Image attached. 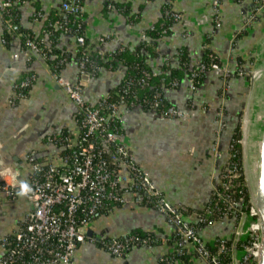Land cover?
<instances>
[{
	"label": "crops",
	"instance_id": "crops-1",
	"mask_svg": "<svg viewBox=\"0 0 264 264\" xmlns=\"http://www.w3.org/2000/svg\"><path fill=\"white\" fill-rule=\"evenodd\" d=\"M62 1L30 0L21 4V26L30 28L33 36H37L41 33L45 14L57 11ZM106 1L86 0L83 5L85 36L91 42L107 36L102 46L106 51L132 47L136 40L142 39L140 36L145 29L157 23L167 24L166 33L158 39L153 55L148 58L149 66L155 73L166 61L174 65L181 47H185L191 63H198L208 49L215 59L226 64L230 73L238 66V58L243 61L236 77L231 73L224 78L216 69H209L195 89L190 88V80L186 77L179 87L165 88L164 97L179 111L177 117H163L140 106L122 105L117 110L119 140L126 145L135 163L150 177L165 200L180 208L202 209L218 182L220 163L223 161V158L214 156L215 144L224 156L230 138L227 126L217 142L216 112L222 108L227 123L240 112L247 78L239 75V71L251 66L259 54L258 50L261 51L264 7L256 12L252 27L242 32L240 29L245 14L241 7L245 4L247 9L255 7L258 0H221L219 27L215 26L211 0H113L125 3L131 9L130 13H135L136 20L128 23L122 15L120 17L115 13L103 16L102 8ZM33 4L43 12L35 13ZM173 14H178L179 18L175 19ZM2 31L0 19V172L5 171L8 178L22 182L31 171L29 156L44 163L62 165L64 150L47 142V136L66 134L76 137L79 132L75 106L57 83V77L61 76L72 84L81 81L84 101L94 105L119 82L124 69H100L97 76L85 81L79 75L78 65L67 61L65 68L55 75L43 59L33 57L28 60L27 51L21 47L18 38L9 44L4 43ZM56 46L74 53L76 39L73 35L61 34ZM24 70L33 72L36 79L26 96L10 105L7 99L11 87L21 78ZM125 184L123 182L122 187ZM125 197L128 202L97 214L90 221L87 229L93 232L92 236L117 238L140 231L152 233L159 238V242L153 246L136 245L124 257L112 256L92 243L78 245L73 254L74 264H195L193 260L177 263L170 258L174 230L159 210L132 202L134 196L130 192L125 193ZM28 211L25 197L17 195L9 198L0 190V237L12 235ZM226 228L230 233L231 224L223 226L221 222H216L205 226L199 233L205 242H212ZM2 253L0 245V256Z\"/></svg>",
	"mask_w": 264,
	"mask_h": 264
},
{
	"label": "built area",
	"instance_id": "built-area-1",
	"mask_svg": "<svg viewBox=\"0 0 264 264\" xmlns=\"http://www.w3.org/2000/svg\"><path fill=\"white\" fill-rule=\"evenodd\" d=\"M19 1L0 0L1 22L12 32L16 27L13 4ZM25 2L22 1V4ZM220 2L211 0L216 27L221 25ZM257 4L255 11L243 16L241 31L252 27L256 12L264 7V0H258ZM61 7L63 11L78 14V18L83 19V5L79 1L66 0ZM173 16L179 18L178 14ZM52 26L58 30L67 29L58 21ZM43 33L48 36L47 32ZM74 37L77 43L83 45V35ZM140 37L143 39L145 35L141 33ZM106 40L107 36H101L96 41L105 43ZM24 47L28 60L33 57L44 60L46 50L50 48L49 39L26 38ZM98 53L102 54V51ZM209 57L215 60L212 54ZM87 62L88 59L82 56L78 64L80 77L93 76L85 69ZM204 69L205 65L200 64L198 71ZM211 69H216L224 78L231 75L226 64L213 62ZM245 73L239 71V75L244 76ZM194 75L192 72L191 76ZM35 79V74H29L16 81L8 95V103L12 105L24 98V91ZM57 83L75 106L79 132L76 137H46L47 142L64 150L61 166L29 156L31 171L26 180L18 182L8 178L7 172H0V190L9 198L17 195L25 197L29 205V211L17 230L10 236L0 237L3 251L0 264H74L75 248L86 243L94 244L98 239L97 236L86 235L90 221L104 208L128 202L125 197L127 192L133 194L132 202L159 210L173 227L170 258L174 262L184 263L180 257L190 254L189 260L195 261V264H258L260 223L248 186L240 179V169L234 160L224 162L218 186L212 189L214 199L201 212L171 205L150 177L138 167L126 145L119 140L120 120L117 110L122 105L106 102L107 94L100 98L99 105L88 104L83 99L81 81L72 84L60 76L57 77ZM190 88L194 89L191 81ZM157 105L158 101L155 100L152 106ZM164 114L168 117L180 115L173 106L168 107ZM216 114L218 142L225 124L222 108ZM233 146L232 140L227 148L232 149ZM213 153L216 158H223L217 144ZM123 182H126L125 187H122ZM223 219L230 220V233L216 237L208 245L200 236V230ZM136 245L151 246L148 237L132 234L109 238L100 248L112 256L123 257Z\"/></svg>",
	"mask_w": 264,
	"mask_h": 264
},
{
	"label": "trees",
	"instance_id": "trees-1",
	"mask_svg": "<svg viewBox=\"0 0 264 264\" xmlns=\"http://www.w3.org/2000/svg\"><path fill=\"white\" fill-rule=\"evenodd\" d=\"M22 1L30 0H21L13 4L14 21L16 27L15 31L12 32L7 30L3 26L2 38L4 40V43L9 44L13 39L18 38L21 42V47L25 49L24 40L26 38L38 40L41 37L40 35L44 36L43 32H47L48 36L46 37L49 39L50 48L46 50V57L44 61L49 67V70L55 75H59V73L65 68L67 61H74L78 65L82 56L88 59V62L85 66L86 71L94 77L98 75L100 69L114 71L123 68L124 72L119 82L114 87L110 88L107 93L106 102L108 103L121 104L126 107L140 106L142 109L153 110L162 115L163 117H168L164 113L166 109L171 105L167 102L164 97V89L179 87L185 77L191 81L195 89L200 85L201 81L203 80L206 70L211 69V64L213 62L217 64L221 63L220 60L217 58L214 61L210 59L209 55L211 53L208 49L204 51L198 63H191L189 54L187 53L185 47H181L177 52L175 64L173 65L171 62L166 61L160 66L159 71L155 73L149 66L148 58L153 55L154 46L157 43L158 39H160V37L164 33H166V23H157L153 27L145 29L143 32L145 38L136 40L132 47L125 46L121 47L116 51L109 52L102 48L104 44L103 42H91L85 36L84 30L86 26V21L84 19V12L82 13L83 19L80 20L78 18V14L63 11L61 5L59 9H57V11H50L45 14V19L42 20V27L40 29L41 33H38V35L34 37L32 34V30L30 28L21 26L19 22L20 5L22 4ZM64 1L66 0H63L62 2ZM77 1H79L80 4L84 5L86 0ZM34 9L35 13L38 11L43 12L41 8L35 5ZM130 12L131 9L128 7V5L113 0L106 1L102 8L103 16L109 17L111 13H115L120 17L122 15L123 18L126 20V23L134 22L136 20L134 19V17H136L135 13ZM55 21L63 23V25L67 27V29L58 30L54 28L52 24ZM244 31L245 30H243L242 32ZM61 34H68L73 36L77 34L83 35V45H80L76 42V48L74 53L65 49L57 48L56 44ZM99 51H102V54L98 53ZM62 59H64V62H61ZM238 61L239 63L237 62L236 64V66H238L235 67L234 70L232 69L231 72L235 77L238 76L237 69L239 65L243 62L239 58ZM200 64L205 65V69L203 71H198V67ZM192 72L195 73L194 76H191ZM21 74V78H24L25 76L34 73L31 71L24 70ZM141 79H143L144 81L141 82ZM173 83H176V85H173ZM32 84L33 83H31L29 87L24 91L25 96ZM155 100L158 101V105L153 107L152 105ZM100 102L101 100L99 99L96 103H94V105L97 106ZM239 115L240 112L237 113V118L229 120L228 135L232 137V139H236L239 136V125L238 121L236 122ZM224 151L225 153L222 159L223 161L226 158L231 161L234 160V162L240 164V147L238 145H235V148L233 147L232 149L226 148ZM232 155H234V157ZM223 161L220 163V171H222L225 167ZM240 179L242 180V177H240ZM215 186H218V182ZM213 199L214 193L212 190L209 199L205 203L204 207L195 211L201 212L207 205H209V202ZM114 206L117 205L106 207L103 210L99 211L98 214L108 212ZM132 234L141 238L148 237L151 246L159 242V238L153 235L152 233H142L140 231H135L125 236ZM97 237L98 239L94 241V244L97 247H101L102 243L109 239L105 236ZM206 243L210 245V242ZM189 257L190 254H186L180 258H182L184 262L189 263Z\"/></svg>",
	"mask_w": 264,
	"mask_h": 264
},
{
	"label": "rangeland",
	"instance_id": "rangeland-1",
	"mask_svg": "<svg viewBox=\"0 0 264 264\" xmlns=\"http://www.w3.org/2000/svg\"><path fill=\"white\" fill-rule=\"evenodd\" d=\"M262 42L263 44L261 43L260 46L261 51L258 50L259 54L257 58L251 64V66L248 67L246 70L247 74L245 76H247V85H246L243 101L240 105V115L236 120V122L238 121V125H239V131H238L239 136L236 139H232V137L229 138V142L233 140L234 148L235 145L236 146L238 145L240 147V164L237 163L238 170L240 169V174L244 181V184L248 186L250 181L252 188L256 186V178L254 181H252V179H253L255 162L257 161V150L260 145V142H258V140L264 123V40ZM256 70H259L260 73L258 77L255 78L254 72ZM249 95L251 101H250V114H249V123H248V137L246 139V142L244 143L242 137V130H241V116ZM222 117L225 123L223 129H227L228 126L227 130H229V123H227L225 120L226 118L223 109H222ZM216 118H217V114L215 116V120ZM223 129L220 131V136L223 135L222 132ZM216 136L217 135L215 134V138ZM228 145L229 144H227V147ZM226 160L228 159L225 158L224 162ZM248 165H250L248 172L249 180L245 173V171L247 170L246 166Z\"/></svg>",
	"mask_w": 264,
	"mask_h": 264
},
{
	"label": "water",
	"instance_id": "water-1",
	"mask_svg": "<svg viewBox=\"0 0 264 264\" xmlns=\"http://www.w3.org/2000/svg\"><path fill=\"white\" fill-rule=\"evenodd\" d=\"M246 6V7H244ZM258 7V4L255 7H249L252 9H247V4L241 7V11L243 14L252 13ZM246 8V9H244ZM247 10V11H246ZM253 25V24H252ZM88 75H81V79L88 80ZM258 142H260L259 148L257 150V161L255 162L254 166V173H253V181L256 178V186L251 188L248 185L249 195L253 206L257 211V217L260 223V249H259V258L258 264H264V123L261 129L260 137ZM223 226H227L230 224L229 219H223L221 221ZM224 230L222 234L219 236H226L228 231ZM93 232L90 229H87L86 235L88 237L92 236ZM229 234V233H228ZM103 236V235H99Z\"/></svg>",
	"mask_w": 264,
	"mask_h": 264
},
{
	"label": "bare ground",
	"instance_id": "bare-ground-1",
	"mask_svg": "<svg viewBox=\"0 0 264 264\" xmlns=\"http://www.w3.org/2000/svg\"><path fill=\"white\" fill-rule=\"evenodd\" d=\"M246 68L245 69H243V71L244 72H246ZM259 73H260V71L259 70H256L255 72H254V77L256 78V77H258V75H259ZM245 74H247V72L245 73ZM248 103H247V106H246V109L244 110V114H243V118H242V121H241V125H242V137H243V141H244V143L246 142V139H247V137H248V123H249V114H250V101H251V99H250V95H249V98H248ZM249 168H250V165H248V166H246V171H245V173H246V175H247V177H248V180H249ZM252 168V167H251ZM253 169V168H252ZM252 181H253V179H252ZM249 187L251 188V190H252V185L250 184V181H249Z\"/></svg>",
	"mask_w": 264,
	"mask_h": 264
}]
</instances>
